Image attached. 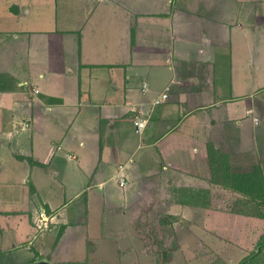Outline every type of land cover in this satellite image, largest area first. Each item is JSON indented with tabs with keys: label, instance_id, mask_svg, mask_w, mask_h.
Masks as SVG:
<instances>
[{
	"label": "crops",
	"instance_id": "1",
	"mask_svg": "<svg viewBox=\"0 0 264 264\" xmlns=\"http://www.w3.org/2000/svg\"><path fill=\"white\" fill-rule=\"evenodd\" d=\"M261 140L264 0H0V264H140L158 211L215 227L210 161Z\"/></svg>",
	"mask_w": 264,
	"mask_h": 264
},
{
	"label": "rangeland",
	"instance_id": "2",
	"mask_svg": "<svg viewBox=\"0 0 264 264\" xmlns=\"http://www.w3.org/2000/svg\"><path fill=\"white\" fill-rule=\"evenodd\" d=\"M42 43L38 42L37 45L32 44L33 51H45L46 46L44 41ZM258 144L259 157L253 155L251 162L246 165L240 162L230 163L231 172L249 171L254 166L261 165V162L264 161V140H261ZM262 174L264 175L263 172ZM222 176L220 179H223ZM170 189L173 196L176 197L178 190L174 187ZM208 193L210 198L214 200L213 207L225 211V215L217 213L218 215L214 222L216 224L215 227L205 230L203 233H190L187 229L183 230V223L181 220H178V216L158 211L156 212V217L152 221H149V226L142 230L144 233L142 238L145 240V248H147L146 251L149 257H143L144 255L142 254L140 264H209L218 258L228 264H237L243 256L256 249L258 240L264 231L263 219L255 215H247L234 211L238 209H251V203H245L248 200L247 197L232 189L225 188L222 184L215 187L213 194ZM202 195H205V198L207 197L206 192ZM99 214L96 213V219ZM116 236L123 238L125 234L118 232ZM91 245L94 246L91 241H88L85 244V248L87 246L91 247ZM101 245L102 251H99L98 254L104 260L97 264H116L113 256L114 251H116L115 246L112 243L106 242H102ZM85 251L84 248H80L79 244L76 243L71 249L70 247L63 246L54 256L60 259H64L67 256L81 258L85 256ZM134 254L136 253L134 252ZM64 264H93V262L86 260L73 263L64 262Z\"/></svg>",
	"mask_w": 264,
	"mask_h": 264
},
{
	"label": "trees",
	"instance_id": "3",
	"mask_svg": "<svg viewBox=\"0 0 264 264\" xmlns=\"http://www.w3.org/2000/svg\"><path fill=\"white\" fill-rule=\"evenodd\" d=\"M210 165L213 170L212 173L218 175V179L214 177L217 182H220L225 188L232 189L246 196L248 200H246L245 203L250 202L252 205L250 210L238 209L234 211L247 215H255L262 218L264 221V177L260 166H254L253 169L249 171L234 173L231 172L224 155H220L213 161H210ZM221 176L223 179H220ZM175 189L178 191L183 190L184 193L186 192V188L181 186ZM209 264L228 263L218 258ZM237 264H264V231L258 240L256 249L243 256Z\"/></svg>",
	"mask_w": 264,
	"mask_h": 264
},
{
	"label": "built area",
	"instance_id": "4",
	"mask_svg": "<svg viewBox=\"0 0 264 264\" xmlns=\"http://www.w3.org/2000/svg\"><path fill=\"white\" fill-rule=\"evenodd\" d=\"M166 93H163V98L166 97ZM158 100V99H157ZM145 118H141L140 116H136L134 119V124L136 126V130H139L141 127L144 126ZM29 124L27 122L23 123V126L27 127ZM124 180L121 178L120 184H123ZM50 219L48 214L44 213V211H40L36 218H34V224L37 232H42L49 226Z\"/></svg>",
	"mask_w": 264,
	"mask_h": 264
},
{
	"label": "water",
	"instance_id": "5",
	"mask_svg": "<svg viewBox=\"0 0 264 264\" xmlns=\"http://www.w3.org/2000/svg\"><path fill=\"white\" fill-rule=\"evenodd\" d=\"M43 263H45V260L40 259V260H35L34 262H30L28 264H43Z\"/></svg>",
	"mask_w": 264,
	"mask_h": 264
}]
</instances>
